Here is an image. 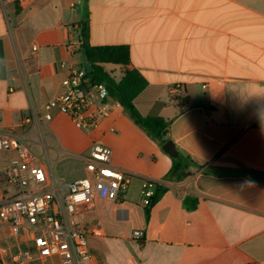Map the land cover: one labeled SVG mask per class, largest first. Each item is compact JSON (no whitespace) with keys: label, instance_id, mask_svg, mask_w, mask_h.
Masks as SVG:
<instances>
[{"label":"crops","instance_id":"1","mask_svg":"<svg viewBox=\"0 0 264 264\" xmlns=\"http://www.w3.org/2000/svg\"><path fill=\"white\" fill-rule=\"evenodd\" d=\"M82 24L92 47H129L130 69L148 82L135 105L170 121L182 159L115 99L91 131L57 111L25 122L87 64ZM0 46V130L37 147L53 173L102 142L128 178L119 202L100 199L82 215L99 230L88 239L97 264H264V0H0ZM103 67L117 82L125 75ZM10 161L0 153V175ZM148 181L166 188L149 214ZM6 194L2 185L0 202Z\"/></svg>","mask_w":264,"mask_h":264},{"label":"built area","instance_id":"2","mask_svg":"<svg viewBox=\"0 0 264 264\" xmlns=\"http://www.w3.org/2000/svg\"><path fill=\"white\" fill-rule=\"evenodd\" d=\"M62 86L64 91L44 105V114L27 117V124L41 126L42 118L51 121L57 111L78 130L91 131L109 115L113 98L86 68L72 69ZM115 105L121 106L117 100ZM0 153L11 155L0 175V188L7 190L0 202V264H97L88 239L99 230L82 215L100 199L119 202L129 183L124 171L113 165L111 147L94 142L90 153L79 157L88 176L69 184L57 181L15 130H0ZM154 188V182L145 184L146 206ZM133 235L140 239L143 232Z\"/></svg>","mask_w":264,"mask_h":264},{"label":"trees","instance_id":"3","mask_svg":"<svg viewBox=\"0 0 264 264\" xmlns=\"http://www.w3.org/2000/svg\"><path fill=\"white\" fill-rule=\"evenodd\" d=\"M81 39L82 44L79 48V53L85 57L87 64L89 63L92 66V74L94 76L93 82L105 84L110 96L121 104L134 123L163 146L168 141L167 134L170 121L159 116L156 111L148 116H143L138 111L135 105V100L147 89L148 82L137 70L130 69L131 57L129 47L90 46L89 27L87 24L81 25ZM1 58L2 55L0 52V59ZM106 64L121 65L125 68V75L120 82H117L105 71L103 65ZM257 126L264 127V118L257 124ZM182 158V156L179 157V159ZM176 161H178V159ZM178 167L179 165H174L172 172H176ZM165 192V187H160L154 192V196L151 198L150 205L147 208L148 214L150 208L159 201Z\"/></svg>","mask_w":264,"mask_h":264},{"label":"rangeland","instance_id":"4","mask_svg":"<svg viewBox=\"0 0 264 264\" xmlns=\"http://www.w3.org/2000/svg\"><path fill=\"white\" fill-rule=\"evenodd\" d=\"M113 68V67H112ZM121 76H117L119 79ZM73 132H75L74 128H71ZM33 152L35 154L38 153V148L35 147ZM54 176L57 181L60 183H72L80 178L88 176V173L85 170L84 163L81 160L72 159L68 160V162H61L55 165L54 168ZM84 218L82 217V220ZM80 220V219H79Z\"/></svg>","mask_w":264,"mask_h":264},{"label":"water","instance_id":"5","mask_svg":"<svg viewBox=\"0 0 264 264\" xmlns=\"http://www.w3.org/2000/svg\"><path fill=\"white\" fill-rule=\"evenodd\" d=\"M84 68L87 69V71L89 72L90 78L93 79L94 76L92 74V66L91 64H86L84 66ZM163 150L170 155L172 158L177 159L179 157V153L176 150V146L174 145V143L172 141H167L164 145H163Z\"/></svg>","mask_w":264,"mask_h":264}]
</instances>
